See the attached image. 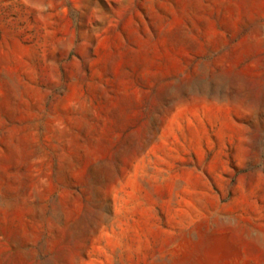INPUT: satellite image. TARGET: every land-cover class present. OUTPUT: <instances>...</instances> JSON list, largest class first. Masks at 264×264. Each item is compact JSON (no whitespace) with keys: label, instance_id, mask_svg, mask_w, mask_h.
I'll return each mask as SVG.
<instances>
[{"label":"rangeland","instance_id":"rangeland-1","mask_svg":"<svg viewBox=\"0 0 264 264\" xmlns=\"http://www.w3.org/2000/svg\"><path fill=\"white\" fill-rule=\"evenodd\" d=\"M0 264H264V0H0Z\"/></svg>","mask_w":264,"mask_h":264}]
</instances>
